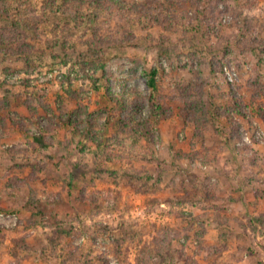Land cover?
<instances>
[{"label": "rangeland", "instance_id": "obj_1", "mask_svg": "<svg viewBox=\"0 0 264 264\" xmlns=\"http://www.w3.org/2000/svg\"><path fill=\"white\" fill-rule=\"evenodd\" d=\"M66 1L68 48L51 13L32 55L0 53V264H264V54L218 51L246 22L264 40V0H211L224 27L207 42L166 27L192 1ZM92 28L115 45L89 48Z\"/></svg>", "mask_w": 264, "mask_h": 264}, {"label": "trees", "instance_id": "obj_2", "mask_svg": "<svg viewBox=\"0 0 264 264\" xmlns=\"http://www.w3.org/2000/svg\"><path fill=\"white\" fill-rule=\"evenodd\" d=\"M55 1L45 0L43 7L41 8V14H39L36 9H30V8L24 9V4H22L18 0H0V53L2 55H6V56L8 55L10 57H14L18 59L28 58L30 55H32L30 53L33 52L31 49L32 46L30 44V41H28V37L29 35H31V32H36L38 30V27H40L44 23V19H46L48 14L51 13L54 14L56 19L58 20L57 24H55L54 31L52 33L53 36L55 37L54 39L56 43L59 44L61 42L63 47L68 48V46L71 43L70 41H72V37L69 34L70 29L72 28L70 22L72 20L77 21L79 19L78 17H80V15H77L78 14L77 11L79 10L73 9L70 3L69 2L67 3L66 0L65 1L62 0V2H58L57 0ZM188 1H192L193 4L192 15L189 16V14L181 10L183 18L186 19L185 23H183L181 20L177 21L178 17H176V20L170 19V24H166V27L172 29L175 27L174 23H176L182 26L186 30V32H188L190 35H193L190 33V29L192 31H195L197 37L201 36V38L199 39L197 38L198 40H201L203 42H207L211 40L213 35L219 34L221 28L224 27L222 23L217 21L218 19L216 17V14L218 12L217 11L218 8H215L214 4L212 5L211 0H207V1L188 0ZM96 2L98 1L96 0ZM14 3L18 4V8H14ZM147 3L149 7L157 6L150 1H148ZM167 3L171 4V1L167 0ZM174 10H175V5H174ZM155 19L156 21L158 20V18ZM1 25H6L8 30L6 29L3 30V28H1ZM81 25H84L83 19L79 22L77 26L82 27ZM244 25H245L244 27H240V28L238 25L228 27V29L231 30V34L230 36L227 37L228 40L224 48L219 47L218 51H221L220 50L221 48L223 50V53L227 54L226 56H230L233 53H235L237 49L243 51L245 54H248L250 56L254 55L258 60H261L263 57L262 54H264V40L259 39L257 30L250 27L251 26L250 23L246 22ZM58 31L63 33V40H58V38L56 37ZM35 34H40V33H35ZM107 42L108 41L105 38L100 39L98 37V34H96V30L93 29V34H91V38L87 40L86 43L89 48L91 47L92 49H95V46H97V49L99 50L102 49L103 47H107V46L110 47L115 45L114 42L112 43H107ZM223 66L224 65H221V63L216 62V64L213 67L214 74L217 75L221 71L224 73ZM157 74H158L157 71L153 70L152 72H150V78H149V84L151 88L155 90L157 88V83H156ZM9 107H10V101L8 98L0 99L1 109H9ZM227 118H229L230 120V115L229 116L227 115ZM123 119L124 121L121 120V124L126 123L125 119L129 121V117H125ZM65 120H66L65 124L69 128L70 133L72 135L79 137L83 141L86 148H88L90 144H94V143L95 145L100 147V145L96 143V138L91 128H86V130L81 131L80 127H78L77 124L74 122V118L72 116L69 117L67 116ZM33 139L35 145L34 147L37 146L41 150L50 149V145L47 143L46 141L47 138L44 133H40L37 136H34ZM0 211H4L5 214L9 213L7 210H0ZM256 221H258L259 223H263L258 218ZM0 236H1V230H0ZM163 238H165V236H163ZM19 242L20 244L16 242L17 249L19 251L20 250L27 251V243L22 241Z\"/></svg>", "mask_w": 264, "mask_h": 264}, {"label": "built area", "instance_id": "obj_3", "mask_svg": "<svg viewBox=\"0 0 264 264\" xmlns=\"http://www.w3.org/2000/svg\"><path fill=\"white\" fill-rule=\"evenodd\" d=\"M224 76L230 83H234L237 80L236 72L227 66L224 67Z\"/></svg>", "mask_w": 264, "mask_h": 264}]
</instances>
